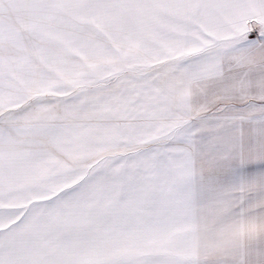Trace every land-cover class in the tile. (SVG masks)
<instances>
[{
  "label": "snow or ice",
  "instance_id": "1",
  "mask_svg": "<svg viewBox=\"0 0 264 264\" xmlns=\"http://www.w3.org/2000/svg\"><path fill=\"white\" fill-rule=\"evenodd\" d=\"M0 264H264V0H0Z\"/></svg>",
  "mask_w": 264,
  "mask_h": 264
}]
</instances>
